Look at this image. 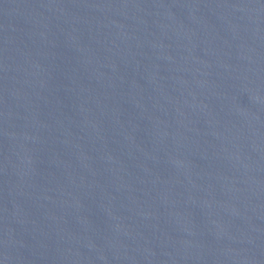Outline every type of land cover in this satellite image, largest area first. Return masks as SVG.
<instances>
[{"label": "water", "instance_id": "95a60500", "mask_svg": "<svg viewBox=\"0 0 264 264\" xmlns=\"http://www.w3.org/2000/svg\"><path fill=\"white\" fill-rule=\"evenodd\" d=\"M0 264H264V0H0Z\"/></svg>", "mask_w": 264, "mask_h": 264}]
</instances>
